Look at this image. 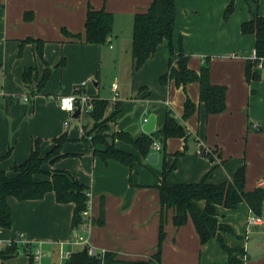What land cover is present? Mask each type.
Returning <instances> with one entry per match:
<instances>
[{
	"label": "crops",
	"instance_id": "1",
	"mask_svg": "<svg viewBox=\"0 0 264 264\" xmlns=\"http://www.w3.org/2000/svg\"><path fill=\"white\" fill-rule=\"evenodd\" d=\"M152 1L79 0L72 7V20L76 23L79 18V21L76 27H70L68 22H61L57 18L56 0H0V158L5 157L0 161V170L11 175L12 167L23 163L30 156L38 139L41 140L45 154L55 145L54 139L67 132L70 141L64 145L63 153L69 156L54 165H46V169L67 170L89 187V220L99 217L101 201L104 199L105 223L89 225L85 233L89 245L98 251L116 252L118 258L131 261H147L157 252L160 231V196L157 186L162 177V154L157 164H151L148 159H142L133 146L117 140L118 148L133 153L141 158L140 161L132 170L115 160L104 163L94 155L92 143L81 139L82 136L86 137L94 125L90 115L88 122L81 123L78 135H70L68 128L64 127L67 111L60 107L58 100L61 96L71 95L73 91L64 80L69 69L67 58L70 57L63 56L58 62L51 63L48 52L51 53L49 47L52 45L81 44L83 50L80 54L84 58L81 60L91 54L102 58L105 45L86 44L85 36L81 37V41H75L74 38L64 36L60 27L66 26L70 33H85L88 5L95 9L104 8L115 16L109 42L112 43L113 38L117 39L118 47L122 41L118 28L120 20L134 21L135 15L146 12ZM193 1L176 0L174 44L177 47L182 35L184 52L189 57L188 66L200 72V66L205 64L206 58H210L211 54L208 52L211 47L205 44V39L197 40L181 25L188 19V15L201 12V7ZM254 4L259 10L256 11L257 15L264 16V0H254ZM188 7L190 10L186 9ZM28 11L34 14V19L30 22L24 20V14ZM254 15L251 14L249 19L244 18L242 24L251 20ZM240 36L239 43L242 44L239 52H245L246 55H238L236 52L238 39L235 32L227 33L224 36L225 42L233 49V53L231 56L227 55L225 67L221 68V62L214 60V66L210 68L211 83L227 88L226 110L208 116L204 107H201L200 111L184 122L189 136L187 140L171 138L167 141L168 154L184 153L176 157L177 167L171 175V180L175 183L200 182L211 170V182L231 181L238 169L245 165V190L264 188V88L260 81L248 82L245 76V61L255 58V36H244L242 33ZM28 37L46 41L43 59L38 57L34 44H26L22 55H19L20 41ZM246 41L249 48L245 47ZM215 44L214 42L213 46ZM211 62L210 58V66ZM132 66L134 70V60ZM29 67L36 70L33 82L28 86L23 80V73ZM47 67L52 69L51 76L45 87L37 91ZM168 70V49L165 44H161L141 69L134 70L131 95L118 100L121 113L115 121L110 122L113 131H128L129 127L137 125L136 131L131 133L140 135L144 133L142 125L146 122L145 119L150 114H155L158 132L164 126L168 111L182 120L184 104L188 98L199 105L200 83L196 81L178 86L171 80L163 84L161 77ZM84 71L83 78H88L94 69L86 67ZM259 73L264 76V70ZM55 75L59 77L58 86ZM115 82L119 90L120 84ZM95 85L99 86V83L95 82ZM91 94L93 98H101L99 94ZM107 100L109 105L106 117H109L115 106L110 99ZM129 106L135 107L134 113L132 117H124L123 112ZM66 126H70V123ZM99 148L104 149V146ZM200 148L207 150L208 154L213 151L214 159L199 155ZM173 160L174 157L168 158L170 162ZM9 202L13 211V223L10 229H0V250L12 240L20 239L33 245L43 241L46 254L43 263L65 264V253L71 255L80 248L67 244L76 231L71 227L73 204L58 203L54 193H48L40 200L18 201L10 198ZM204 205V201L199 202L201 208ZM217 210L221 220L240 236L239 239L227 235L226 241L230 246L245 248L248 256L245 264L263 262L264 254L254 255L253 251L251 254L249 252L254 237L264 238V225L250 223L252 212L248 205L243 202L236 209L218 207ZM173 216L174 210L171 209L167 212L162 264H228V256L216 239L202 245L192 219L189 218L184 226L176 227ZM21 254L28 257V253L22 250L5 261L0 259V264H12ZM214 256L218 258L217 261Z\"/></svg>",
	"mask_w": 264,
	"mask_h": 264
},
{
	"label": "trees",
	"instance_id": "2",
	"mask_svg": "<svg viewBox=\"0 0 264 264\" xmlns=\"http://www.w3.org/2000/svg\"><path fill=\"white\" fill-rule=\"evenodd\" d=\"M176 7V0H153L146 12L135 15L131 48L134 70L141 69L146 61L157 52L158 47L165 44L169 55V70L161 77V82L166 84L174 80L178 86L199 82V105L188 98L184 104L182 120H179L172 111H168L164 126L158 132L142 133L135 136L129 131H118L113 135H108L109 121H115L121 113L120 102L116 103L111 115L106 117L109 100L94 97L93 109L89 112L94 120V125L86 137H81V139L92 143L94 155L104 163L107 164L109 160H115L130 170L141 158L147 159L155 143L161 145L162 177L157 186L160 196V231L157 252L147 261H131L118 258L116 252L113 251L95 250L94 254H90L79 248L71 253L65 264H162V246L166 238L167 212L171 209L174 210L173 223L176 227H182L189 218L192 219L202 245L216 239L228 256V264H245L248 260L244 247L230 246L227 243V235L239 239L240 236L235 233L230 225L221 220L217 210L218 207L236 209L240 203L245 202L254 215H264V188L257 187L253 191L245 190V165L238 169L231 181L211 182L209 178L212 170L200 182L175 183L171 180V175L177 167L176 157L184 153L168 154L166 150L167 141L171 138L187 140L189 136L184 122L200 111L201 107H204L208 116L223 113L226 110L227 94L225 86L214 85L210 81V58H206L200 72H196L188 66L189 57L184 52L182 35L178 39L177 47H175ZM233 10L234 0L229 3L227 13L230 14ZM33 19L32 11L25 12V21L30 22ZM114 21L115 16L112 12H108L104 8L95 9L88 5L84 43L106 44L112 37ZM63 31L75 41H81L80 33L71 34L65 29ZM241 31L244 35H254L256 41L255 58L249 59L246 63V80L248 82L259 81L262 76L256 72L255 67L260 62H264V16L254 15L251 20L242 24ZM26 44H34L38 57L44 58L45 40L31 37L21 40L19 55H22ZM35 70L34 67L24 70L23 80L26 85L32 84ZM51 70L50 67L45 69L37 91L45 87L51 76ZM108 137H111L113 141L119 140L133 146L141 158L118 148L115 144H110ZM69 141L68 133H63L54 139L55 145L44 154L41 140L38 139L33 145L30 156L23 163L12 167L13 173L11 175L0 170V229L12 227L13 211L9 202L10 198H15L18 201L40 200L48 193H54L58 203L74 205L71 220L73 230L79 229L84 224L85 214L89 210V187L67 170L46 169V165H54L62 158L69 156V154L63 153L64 145ZM99 146H104V149L99 148ZM203 155L214 159L212 154ZM170 157H174L172 162L168 161ZM4 158H0V161ZM201 201L205 202L203 208L199 206ZM100 206L99 217L90 220L93 225H104L105 223L104 199H102ZM24 245L22 242L12 240L10 244L0 250V259L5 261L23 250L28 253L29 264H36L34 245L31 243Z\"/></svg>",
	"mask_w": 264,
	"mask_h": 264
},
{
	"label": "rangeland",
	"instance_id": "3",
	"mask_svg": "<svg viewBox=\"0 0 264 264\" xmlns=\"http://www.w3.org/2000/svg\"><path fill=\"white\" fill-rule=\"evenodd\" d=\"M78 1L79 0H56L55 6L57 11V18L61 22H68L71 25L70 27H76V23L79 21L78 17L76 23H74V21L72 20V7H75ZM231 1L232 0H194L193 3H196L201 7V9L199 10L201 12H193V14L187 16L188 19L185 22L181 23L183 29L186 28L187 31L191 32L197 40L202 39L204 41L205 39V44L208 47H211V51L208 52L211 54V67L214 66L212 64L214 60L221 62V68L225 67L227 65V55L231 56L233 53V49L231 47H228L225 42L224 36L227 33L233 34L235 32L238 39L235 47L237 49L236 52L238 55L240 53L246 55L245 52H239V46L242 44L239 43V38H241L240 35L242 33V20L244 18L249 19L251 17V14L257 15L256 11L259 10L258 7L255 6L254 0H234V10L230 14H228L227 7ZM186 9L190 10V7ZM82 26H84L83 22ZM60 28L61 33L64 36L69 37L68 34L63 31V29L67 30L68 32L71 31L66 26H61ZM118 28L120 29L119 37L122 40L121 44L117 47L116 45L118 41L115 38H113L112 43L108 41L106 44H103L105 46L103 47L102 58H99L97 54H91L90 57H85V60H81L84 59L80 54V52H82L83 50L81 44H72L68 46L52 45L51 47H49L52 50L51 53L48 52L51 63L58 62L63 56H66L65 58H67V56L70 57V60L67 58L69 69H67L66 71L64 80L66 82V85L69 83L68 87L73 90L72 93L75 92L76 87L82 86V92L85 95L91 96V93H96L99 94V97L110 99L111 101V99L114 97V92L111 89L112 84L117 81L120 84L118 99L127 98V95H131L130 85L133 81V78H135V76H133V55L131 49L133 20L125 22L123 21V19H121L120 23H118ZM71 34L75 33L72 32ZM76 34H78V32ZM242 35L244 34L242 33ZM83 36H85V33H81L82 38ZM214 42L216 43L215 46H213ZM247 42L248 41H246L245 47L249 48ZM55 43L62 44L63 42L55 41ZM110 45H113V48H110ZM252 46L253 44L251 43V47ZM246 62L247 61H245L244 65H246ZM263 64L264 62L262 61L258 64L257 67H255L256 72L259 73L260 70H264ZM86 67L90 69L92 68L94 69V71L90 75V77L83 78L85 74L84 69ZM88 71L89 70L87 69V75ZM55 79H57L56 84L58 86V75H55ZM259 81L264 88V76ZM95 82H98L99 86H96ZM134 108L135 107L133 106H129V109L123 112V116L132 117ZM66 117V122L67 124L70 123V126L67 127L66 125H64V127L68 128V131H70L69 134L72 136L78 135L82 122L85 123L90 120L89 113L82 114L80 119H74L73 114L67 112ZM110 122L111 121H109L108 123L109 125ZM109 127L110 128L107 132L108 135H113L115 132H117L115 130H112L111 125ZM108 142L110 144L116 145L117 140L113 141L111 137H108ZM72 237H74V233H72ZM250 243H252V239L250 240ZM67 244L68 246L79 248L78 245H72L71 243ZM252 251L254 255L264 254V238L262 236L253 238V245L249 249L250 254L252 253ZM214 257L217 261L218 258L216 256ZM28 260L29 258L26 255L21 254L15 259V262H13L12 264H28ZM246 264H248V262ZM259 264H264V261Z\"/></svg>",
	"mask_w": 264,
	"mask_h": 264
},
{
	"label": "built area",
	"instance_id": "4",
	"mask_svg": "<svg viewBox=\"0 0 264 264\" xmlns=\"http://www.w3.org/2000/svg\"><path fill=\"white\" fill-rule=\"evenodd\" d=\"M261 66V65H260ZM112 91L114 92V97L111 99V103L113 106L116 105V103L118 102V84L115 82L112 84ZM59 104L60 107L62 108V103L64 100H67L69 104L72 105L71 110H68V108L66 106H64L62 109L67 111L70 114H74V112L78 109L81 108V115L84 113H89L92 109H93V97L91 96H87L82 92V86L76 87L75 92L71 95H67V96H61L59 99ZM145 121H147V119H145ZM66 125L67 122H66ZM153 149L157 150L160 152L161 154V145L159 143H155L153 145ZM213 153V151L211 152V154ZM199 155H203V154H208L207 150H202L201 148L198 151ZM88 196L90 198V202H89V207H90V203H91V193H88ZM89 212V210H88ZM88 212L85 214V222L84 224L75 231L74 233V237L70 238V240L68 241V243H71L72 245H78L81 249H83V247L85 245H87L89 247V253L90 254H94L95 253V249H93L88 242V238L86 236V230L89 227V225H91L89 218H87L88 216ZM252 222H257L260 223L262 225H264V215L262 216H256L252 213V217L250 218V223ZM81 231V233H80ZM18 242H22L23 244L27 245L29 243L24 242L23 240H16ZM11 241L8 243L10 244ZM44 242H36L34 244V257H35V261L36 264H44L43 263V257L46 255L44 252V248H43ZM63 245V244H61ZM65 256L68 258L70 256V254H66Z\"/></svg>",
	"mask_w": 264,
	"mask_h": 264
},
{
	"label": "water",
	"instance_id": "5",
	"mask_svg": "<svg viewBox=\"0 0 264 264\" xmlns=\"http://www.w3.org/2000/svg\"><path fill=\"white\" fill-rule=\"evenodd\" d=\"M81 116V108H78L74 114H73V118L74 119H78ZM156 115L155 114H150V116L148 117L147 121L142 125V130L144 133L146 134H151L153 132L156 131ZM137 125L131 126L128 128L129 132H135L137 129ZM159 157H160V152L155 150L154 152H151L147 159L151 164H157L159 161ZM83 251L84 252H89V247L87 245H85L83 247Z\"/></svg>",
	"mask_w": 264,
	"mask_h": 264
},
{
	"label": "clouds",
	"instance_id": "6",
	"mask_svg": "<svg viewBox=\"0 0 264 264\" xmlns=\"http://www.w3.org/2000/svg\"><path fill=\"white\" fill-rule=\"evenodd\" d=\"M66 106L68 108V110H71L72 108V105L68 103L67 100H64L63 103H62V108Z\"/></svg>",
	"mask_w": 264,
	"mask_h": 264
}]
</instances>
